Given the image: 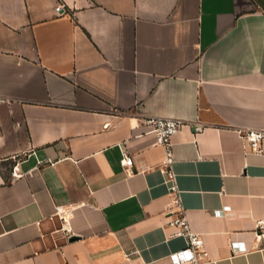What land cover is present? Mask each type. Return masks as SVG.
Wrapping results in <instances>:
<instances>
[{"label":"crops","instance_id":"0c3cea01","mask_svg":"<svg viewBox=\"0 0 264 264\" xmlns=\"http://www.w3.org/2000/svg\"><path fill=\"white\" fill-rule=\"evenodd\" d=\"M0 95V264H173L181 214L207 264H264L260 0H0ZM148 116L184 122L182 213Z\"/></svg>","mask_w":264,"mask_h":264},{"label":"built area","instance_id":"2783aa9c","mask_svg":"<svg viewBox=\"0 0 264 264\" xmlns=\"http://www.w3.org/2000/svg\"><path fill=\"white\" fill-rule=\"evenodd\" d=\"M63 12L64 5L56 7V12ZM9 100L0 95V106L8 103ZM184 122L180 119L148 116L143 119L142 127L145 133H152L156 136V145L161 146L165 152L163 171L166 174V183L169 185L170 195L173 199V206L182 213V203L180 190L176 182V175L173 171L175 161L173 138L183 126ZM242 137L251 151L264 154V129H246L242 131ZM122 166L128 173L133 172L134 158L126 146L121 147ZM23 175L16 166L13 170V178H20ZM60 212V210H58ZM168 226L174 228V237H184L187 246L183 250L171 254L170 260L173 264H207L208 251L205 247L202 236L194 232L184 215L178 216L168 221ZM264 229L263 224H259Z\"/></svg>","mask_w":264,"mask_h":264},{"label":"water","instance_id":"95a60500","mask_svg":"<svg viewBox=\"0 0 264 264\" xmlns=\"http://www.w3.org/2000/svg\"><path fill=\"white\" fill-rule=\"evenodd\" d=\"M262 2V4L264 5V0H260ZM78 238L77 237H72L70 238V241L73 242L75 240H77Z\"/></svg>","mask_w":264,"mask_h":264}]
</instances>
